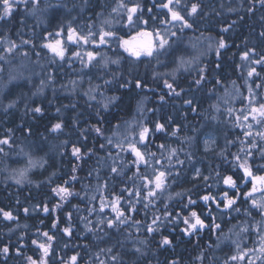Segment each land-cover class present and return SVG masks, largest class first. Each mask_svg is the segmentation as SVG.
<instances>
[{
	"label": "trees",
	"instance_id": "obj_1",
	"mask_svg": "<svg viewBox=\"0 0 264 264\" xmlns=\"http://www.w3.org/2000/svg\"><path fill=\"white\" fill-rule=\"evenodd\" d=\"M180 1L169 7L191 27L173 23L168 0H20L0 19V264H254L264 212L252 200H264L247 195L240 165L264 175V117L252 112L264 104V3ZM71 29L89 42L69 41ZM139 31L167 41L159 56L126 53ZM103 32L114 35L101 43ZM60 39L64 59L45 46ZM161 170L163 191L148 182ZM192 211L202 231L184 223Z\"/></svg>",
	"mask_w": 264,
	"mask_h": 264
},
{
	"label": "snow or ice",
	"instance_id": "obj_2",
	"mask_svg": "<svg viewBox=\"0 0 264 264\" xmlns=\"http://www.w3.org/2000/svg\"><path fill=\"white\" fill-rule=\"evenodd\" d=\"M18 2H20V0H0V3H2V5L4 6V8H3L4 16H0V19H3L4 17L9 16L11 14L12 9H13V5L15 3H18ZM23 2L27 3V0H23ZM37 2H38V0H37ZM176 2L179 3V0H176ZM172 3H173V0H168V3L162 5V7L168 9V11L171 13V19L173 21H183L185 26L191 27V25L187 24V21L184 20V17L178 11H174L171 7H169V5H171ZM261 3H264V0H261ZM120 7H126V5L123 4L122 0H121V3H120ZM138 7L139 6L132 7L130 9H128L129 22H131L132 14L137 12ZM114 11H115V9H114ZM191 11H192V13H195L197 11V7L195 5H193ZM91 35H92V33H89V36H91ZM112 35H114V33L103 32L101 34V36H100V42L101 43H105L106 42L105 41V37L112 36ZM173 35H175V33H173ZM138 37H147V39L143 40V41H138L137 37H133V41H137L136 43H132L130 41L125 40V41L122 42L123 45L125 46V50L128 51L131 55L136 56V57H139L142 54H146V55L151 56L153 54V50H154L153 49V42H152V34L148 33V32H141V33H138ZM68 40L69 41L75 40L77 42L83 41L84 43H88L89 42L88 36L79 35L78 33L75 32V29H71L69 31ZM166 43H167V41L164 40L163 37H161L160 41H159V47L163 48ZM45 46L48 47L56 56L60 57V59H64L65 50L61 47V41L57 40L55 43H50V44H47ZM225 46H226L225 43L223 41H221L220 44H219V47L223 48ZM9 51H11V49H9ZM76 55H79V53H76ZM247 55L248 54L245 53L244 54V58H247ZM88 57H89V60H92V59L95 58V55L93 53H88ZM257 63H260V61H257ZM254 71H255V69L250 71L248 73V75L251 76ZM136 86L140 87L139 81L137 82ZM167 87L168 88H172V85L168 84ZM189 103H190V101H189ZM105 107H107V105H105ZM35 111L36 112H40L41 110L39 108H37V109H35ZM252 112L253 113H258L260 117H264V104H261L258 108H256V107L252 108ZM247 118H248L247 116L244 117L245 120H247ZM238 119H239V117H238ZM61 127H62V125L57 123L54 126V130H58ZM249 127H251V125H249ZM162 128H163V125H157V130H160ZM96 131L99 132L100 129L97 128ZM148 132H149L148 128L145 127V128L142 129V131L140 132V139L142 141L146 138ZM251 134H252L251 132L247 133V135H251ZM173 135H175V133H173ZM258 135L264 136V133H258ZM6 143H8L7 140H0V144H6ZM117 147H121V145H117ZM161 147H163V145H161ZM129 148L136 155V157L138 158V160L140 162L147 163V161L145 160L144 155L140 152V150L136 147L135 144H129ZM0 151H2V149H0ZM79 151H80L79 149H75V148L73 149V153L74 154L79 153ZM171 154L172 155L175 154V149L172 150ZM237 159H239V158L237 157ZM240 167L244 169V173H245L246 176L252 177L253 187H252L251 191L247 193V195L249 197H251L258 190H264V188H262V189H258L257 188V185L264 186V176H253L251 170L249 168L245 167L244 164H241ZM113 171H116V169L114 168ZM20 175L23 177L25 175V173L21 172ZM144 179L147 180L148 178L144 177ZM148 182L149 183H154V186H155L156 190L163 191V189L165 187V182H166V173L163 172V171H160L158 173V175H156L154 177V181H148ZM223 182H224V184L230 185L233 188L237 187L236 181L233 179L232 176L226 177ZM60 191L64 192L65 194H68V190L67 189H60ZM148 195L149 196H155L156 195V191H149ZM225 197H227V193H225ZM202 199L205 202H207L210 199V197L209 196H204ZM212 199H214V198H212ZM189 203L195 204V201H192L190 199ZM235 203H236L235 199H227V203L225 204V207L231 208L232 205L235 204ZM252 204H253V206L260 208L261 211L264 212V202H259L258 203L256 200H252ZM118 205H119V199H117L113 203L112 210L117 213L116 219L120 220V218L123 217L125 214H124V212L122 210H120ZM101 207L103 208V204L101 205ZM0 211H2V210H0ZM25 211H27V209H25ZM44 211L47 212L48 209L45 208ZM3 215L5 217H7L8 219H12L11 213H3ZM191 217H192L194 222H190L188 218H185L184 219V223L188 224L189 228L192 231H195L197 229V227H201V228L205 227L204 221L200 218V216L198 215V213L196 211H192L191 212ZM120 222L123 223L124 221L120 220ZM113 224H114V221H108L109 227H112ZM215 227L219 228L220 225H215ZM148 230L152 231L153 229L149 228ZM65 231H68V229H65ZM184 231L188 232L189 235L191 234V232H189L188 229H185ZM45 235H47V233H45ZM262 239H264V238H262ZM163 243L169 244V243H171V241H169L167 238H165ZM40 247L44 249L45 253H47V251H48L47 247H45L44 245H40ZM3 251L7 252L8 249L4 248ZM261 251L264 252V247L261 248ZM239 258L243 259V256H241ZM72 259L74 261L76 258L73 257ZM232 259L236 260L237 257L233 256ZM32 264H37V262L36 261H32Z\"/></svg>",
	"mask_w": 264,
	"mask_h": 264
},
{
	"label": "rangeland",
	"instance_id": "obj_3",
	"mask_svg": "<svg viewBox=\"0 0 264 264\" xmlns=\"http://www.w3.org/2000/svg\"><path fill=\"white\" fill-rule=\"evenodd\" d=\"M179 4L181 5V6H183V7H185V3H183V2H179ZM174 23V22H173ZM175 25V24H174ZM162 36H160L159 34L158 35H156V40H155V42H154V46H153V55H156V56H159V54L161 53V52H163V49L165 48V47H163V48H160L159 47V41H160V38H161ZM57 41V40H56ZM55 41V42H56ZM165 46V45H164ZM201 46L203 47V50L205 49L206 50V47H207V45H206V41L204 42V45H203V42L201 43ZM124 49V48H123ZM125 50V49H124ZM126 53H127V51H126ZM149 57V55H146V54H143V58H148ZM178 70H171V72H168V73H165V74H163L165 77H171V76H176L177 74H178V72H177ZM241 116L244 118V116H245V114H246V112L244 111V108H241ZM206 138V137H205ZM216 144H217V136H215V135H208V138L207 139H204V146L206 147V149H215L217 146H216ZM136 145H139V142H138V144H136ZM245 165V164H244ZM245 167H247V168H251V167H249L248 165H245ZM162 171V170H161ZM199 171V170H198ZM197 171V172H198ZM160 172V171H159ZM200 172V171H199ZM197 177V176H196ZM258 189H261V187H257ZM259 191H261V190H258V191H256L255 193H254V195L256 194V193H258ZM259 194H263V193H259ZM262 198V197H261ZM262 200H264V196H263V199ZM260 202H264V201H260ZM190 220H192L191 222H194L193 221V219L191 218ZM261 246H263L264 247V242H262L261 244H260ZM262 248V247H261ZM261 248H260V250H258V251H253L252 253H253V256H254V259H255V262H254V264L256 263V261H258V260H260V259H262V258H264V252H262L261 251Z\"/></svg>",
	"mask_w": 264,
	"mask_h": 264
},
{
	"label": "flooded vegetation",
	"instance_id": "obj_4",
	"mask_svg": "<svg viewBox=\"0 0 264 264\" xmlns=\"http://www.w3.org/2000/svg\"><path fill=\"white\" fill-rule=\"evenodd\" d=\"M253 174V173H252ZM253 176H256V174L254 173L253 174ZM247 179H246V182H247V186L249 187V189H252V187H253V183H252V177H246ZM257 187H261V189L262 188H264V186H262V185H257ZM243 187H241V188H239L238 190H241ZM240 192V191H239ZM262 193H263V196H264V190H262ZM225 202L227 203V201L225 200ZM222 204V203H221ZM221 204H220V206H221ZM215 205H216V207H217V204H216V202H215ZM202 219V218H201ZM202 231V229L200 228V229H196L195 230V232H197V231ZM262 259H264V258H262ZM261 260V259H260Z\"/></svg>",
	"mask_w": 264,
	"mask_h": 264
},
{
	"label": "water",
	"instance_id": "obj_5",
	"mask_svg": "<svg viewBox=\"0 0 264 264\" xmlns=\"http://www.w3.org/2000/svg\"><path fill=\"white\" fill-rule=\"evenodd\" d=\"M174 22H178V21H174ZM138 33H141V32H138ZM138 33H136V35L134 36V37H137V40L138 41H143V40H146L147 39V37H138ZM130 42L136 43L137 41H130ZM152 42H153V37H152ZM61 44H62V42H61ZM141 57H142V55H140L139 57L134 56V58H136V59L137 58H141Z\"/></svg>",
	"mask_w": 264,
	"mask_h": 264
}]
</instances>
